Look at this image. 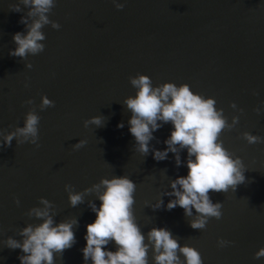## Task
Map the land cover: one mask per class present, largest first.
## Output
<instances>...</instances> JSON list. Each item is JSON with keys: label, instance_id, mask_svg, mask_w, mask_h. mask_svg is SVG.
Listing matches in <instances>:
<instances>
[{"label": "water", "instance_id": "water-1", "mask_svg": "<svg viewBox=\"0 0 264 264\" xmlns=\"http://www.w3.org/2000/svg\"><path fill=\"white\" fill-rule=\"evenodd\" d=\"M116 2L123 7L113 0H55L46 15L60 27L44 24L43 50L20 58L9 55L12 35L26 31L21 16L29 24L36 17L27 15L31 6L22 0H0V136L22 125L30 107L39 116L38 147L15 138L0 146V264H20L23 253L4 240H19L21 227L39 222L26 213L43 207L41 196L52 202L54 222L77 220L74 243L53 253L54 264H83L85 224L95 217L89 202L99 205L95 190H83L112 175H127L135 183L133 214L145 243L148 230L162 226L180 244L195 247L202 264H264V256H254L264 246V0ZM11 4H19L20 11ZM138 72L153 85L187 83L212 96L229 123L233 115L238 118L218 138L241 158L245 180L234 190H209L210 199L221 202V216L209 217L202 229L190 227L192 217L180 206L151 207L157 199L166 203L169 180L186 174V150L179 152V166L172 152L153 159V148L166 147L170 123L153 132L147 154L135 150L127 123L131 113L123 101L135 94L129 77ZM41 95L53 104L40 109ZM29 98L31 105L25 102ZM93 115H100L102 124L85 127L83 121ZM244 131L262 140L248 143ZM79 139L85 144L73 148ZM65 184L83 194L82 202L69 205ZM218 238L229 243L221 246ZM102 247L114 250L115 244ZM153 255L149 246L147 264H154Z\"/></svg>", "mask_w": 264, "mask_h": 264}, {"label": "clouds", "instance_id": "clouds-1", "mask_svg": "<svg viewBox=\"0 0 264 264\" xmlns=\"http://www.w3.org/2000/svg\"><path fill=\"white\" fill-rule=\"evenodd\" d=\"M22 3L31 6L27 15L36 18L29 24L26 17L21 16L19 22L24 24L26 31H17L12 35L15 47L9 49V55L20 58L43 50L44 45L40 41L44 39L41 31L44 24L60 27L46 15L55 0H22ZM113 3L116 8L123 7L116 0ZM10 8L20 11L19 4H11ZM25 67L30 68L31 64L26 62ZM129 82L135 94L126 96L123 103L131 113L127 123L128 131L135 141V150L147 154L153 132L163 123H170L172 127L163 141L166 147L162 150L152 149L153 159L163 160L168 152H172L175 164L179 166L182 163L179 152L181 149L186 150L183 161L187 168L186 174L169 180L170 191L163 194L171 198L166 203L157 199L151 207L158 209L163 204L165 209L170 210L180 206L186 216L192 217L188 221L190 227L204 228L209 217L218 219L221 216V202H213L208 195L209 190H234L238 183L245 180L241 158L223 147L218 138L222 129L232 128L236 124L237 116L233 115L229 123L222 114L223 109L215 107L212 96L191 90L187 83L164 81L153 85L147 74L139 72L130 76ZM25 102L32 104L31 98ZM52 104L53 101L46 95H41L40 109ZM230 107L235 108V103L230 102ZM256 111L259 112V109ZM38 121L37 112L30 107L24 114L22 125L0 136V146H9L15 138L17 144L27 142L38 147ZM89 123L100 126L102 117L93 115L83 121L85 127ZM116 126L119 128L124 125L123 122H117ZM242 136L248 143L262 140L248 131H244ZM85 142L79 139L72 147L79 148ZM64 188L70 206L82 202L81 192L73 191L69 184H65ZM90 190L96 191L99 205L89 202L95 217L85 224V243L80 249L83 264L89 260L92 264H147L149 246L154 253V264H202L199 251L190 244H180L165 227H151L147 232L148 243L144 242L145 236L133 214L135 183L127 175L101 177L91 189L84 188L83 193ZM38 199L43 207L32 206L26 214L37 218L39 222L21 227L18 230L19 240L13 236H7L4 240L8 248L21 250L23 254L18 255L20 264H54L53 253L60 254L75 241L72 229L77 220L73 217L54 222L55 212H50L52 202L43 196ZM14 200L19 203L15 197ZM109 241L114 242V250L102 247L108 245ZM226 243L229 242L218 238L219 245ZM254 256H264V246L258 248Z\"/></svg>", "mask_w": 264, "mask_h": 264}]
</instances>
